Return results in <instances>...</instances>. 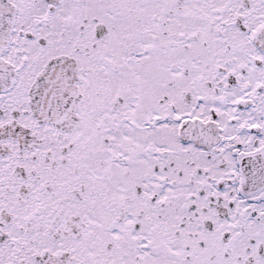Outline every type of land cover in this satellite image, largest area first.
<instances>
[{"label": "snow or ice", "instance_id": "6c2138e0", "mask_svg": "<svg viewBox=\"0 0 264 264\" xmlns=\"http://www.w3.org/2000/svg\"><path fill=\"white\" fill-rule=\"evenodd\" d=\"M0 264H264V0H0Z\"/></svg>", "mask_w": 264, "mask_h": 264}]
</instances>
